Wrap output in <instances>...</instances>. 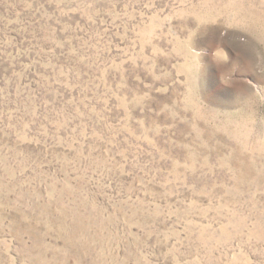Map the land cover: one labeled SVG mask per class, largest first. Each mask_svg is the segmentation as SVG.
I'll use <instances>...</instances> for the list:
<instances>
[{
    "label": "rangeland",
    "instance_id": "1",
    "mask_svg": "<svg viewBox=\"0 0 264 264\" xmlns=\"http://www.w3.org/2000/svg\"><path fill=\"white\" fill-rule=\"evenodd\" d=\"M0 264H264V0H0Z\"/></svg>",
    "mask_w": 264,
    "mask_h": 264
}]
</instances>
